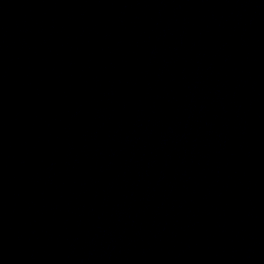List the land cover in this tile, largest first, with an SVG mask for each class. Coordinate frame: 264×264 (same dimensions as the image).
Here are the masks:
<instances>
[{"label":"water","instance_id":"95a60500","mask_svg":"<svg viewBox=\"0 0 264 264\" xmlns=\"http://www.w3.org/2000/svg\"><path fill=\"white\" fill-rule=\"evenodd\" d=\"M0 264H264V0H0Z\"/></svg>","mask_w":264,"mask_h":264}]
</instances>
